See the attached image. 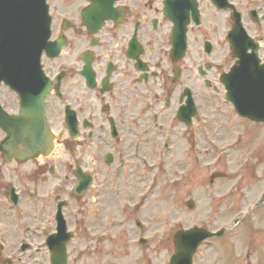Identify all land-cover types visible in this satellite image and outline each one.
<instances>
[{"label":"flooded vegetation","instance_id":"1","mask_svg":"<svg viewBox=\"0 0 264 264\" xmlns=\"http://www.w3.org/2000/svg\"><path fill=\"white\" fill-rule=\"evenodd\" d=\"M185 1L197 3V18L172 0H46V98L39 74L9 62L24 63L28 37H0V264H62L47 243L61 220L71 235L66 264H115L130 254L124 233L136 247L139 234L146 245L156 232L154 205L142 207L155 197L157 160L164 173L173 154L201 167L204 152L230 141L222 79L236 64L232 15H242L264 61V0ZM44 99L49 140L39 150ZM120 236L115 255L108 244Z\"/></svg>","mask_w":264,"mask_h":264},{"label":"rangeland","instance_id":"2","mask_svg":"<svg viewBox=\"0 0 264 264\" xmlns=\"http://www.w3.org/2000/svg\"><path fill=\"white\" fill-rule=\"evenodd\" d=\"M223 112L228 116L225 109ZM242 144L234 153L224 145L219 152L205 150L201 167L189 155V167L185 168L184 158L173 154L167 159L166 179L159 158L155 197L145 207L151 209L154 205L156 209V232L149 234L152 240L146 245L135 241L136 247L130 246L124 233V250L130 254L124 253V258L116 261L169 264L175 252L174 234L201 227L212 232L226 231L222 237L202 244L194 264H264V125L248 123V136ZM226 151L230 153L228 160L222 159ZM215 172L227 174L228 178L210 185ZM188 201L195 202L194 208H188ZM120 232H125L122 226ZM115 245H121V236L116 243L108 244V250H114Z\"/></svg>","mask_w":264,"mask_h":264},{"label":"water","instance_id":"3","mask_svg":"<svg viewBox=\"0 0 264 264\" xmlns=\"http://www.w3.org/2000/svg\"><path fill=\"white\" fill-rule=\"evenodd\" d=\"M4 1L6 6L3 9V14L6 21V29H12L11 33L16 29L20 31L22 27H18L19 25L15 26L14 22L19 21V18L22 17V14L26 11V8L24 6L21 7V0ZM38 2L39 0H35V2L29 0L30 21L28 26L26 27V30L31 39H29V44L32 47L35 46V43H40L38 45L39 47L42 46L43 41L44 43H46L47 39L49 38V21L47 18L46 9H44L42 13V11H34L31 7L33 3L38 4ZM34 15L36 16L35 21L37 20V18L41 19L39 28L33 25L32 21H34ZM43 16L44 24H42ZM236 33L237 36L241 35L240 39L238 38V49L236 50V56L239 58V61L238 66L235 69L236 73L234 77L233 96H231V92V97L229 96L228 100H232L235 103L236 109L240 115L248 117L249 119L256 122H264V65H260V61L256 57L248 58V55H246L248 47L251 46V41L248 39V36L242 29V26L238 28ZM31 61H33V58L29 60V63ZM29 67L31 69L30 72L34 74L33 64H31ZM19 68L20 67H13V69ZM31 73L29 74V77L32 76ZM7 77L10 78L11 75H7ZM47 91L48 87L46 86L44 93L46 94ZM39 111L40 113L36 124L38 125L40 131L41 126H43V128H46V131L44 130L45 134L47 133V127L44 118L42 103H40L39 105ZM39 145L41 147L42 142ZM215 177H224V175L214 174L213 179ZM221 233L222 232L213 234L200 228L178 232L174 237L176 253L172 257L170 264H192L193 255L200 243L209 237L220 235Z\"/></svg>","mask_w":264,"mask_h":264}]
</instances>
